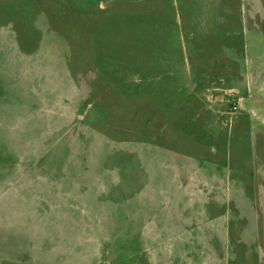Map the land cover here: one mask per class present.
Segmentation results:
<instances>
[{"label":"rangeland","instance_id":"rangeland-1","mask_svg":"<svg viewBox=\"0 0 264 264\" xmlns=\"http://www.w3.org/2000/svg\"><path fill=\"white\" fill-rule=\"evenodd\" d=\"M230 1L0 0V264H264V22Z\"/></svg>","mask_w":264,"mask_h":264},{"label":"crops","instance_id":"crops-1","mask_svg":"<svg viewBox=\"0 0 264 264\" xmlns=\"http://www.w3.org/2000/svg\"><path fill=\"white\" fill-rule=\"evenodd\" d=\"M243 2H245V3H243ZM229 4L233 7V13H235V15H233V16H235V17H233L234 18L233 22L239 24V27H234V29L236 30L237 33H238V30L240 28L244 29V28H246V26H248L250 28L254 27L257 30L259 29L260 31H262L263 26L262 27L260 25L254 26L253 24L254 23L256 24L258 22H264V18H258L257 20H255L257 17H260V15L255 13V11L253 9L254 5L251 4L250 0H231ZM225 5H228V1L225 2ZM258 5H259V3H256L257 11H259V13H260V11H262L260 7H262L263 5L262 6H258ZM231 6H229V7H231ZM227 7L228 6H225V9ZM238 12L239 13L241 12V14H239ZM236 13H237V15H236ZM243 13H244V17H246L245 14L248 13L246 18H244L242 16ZM238 14H239V16H238ZM239 18H241L243 20L241 21ZM229 20L231 21L232 19L226 18L225 23H229ZM244 22H245L244 27H241L240 25L243 24ZM231 56L232 55H231L230 50H228V51L227 50H222V51L220 50V52L216 54V57L214 60L216 62L215 64L213 63L212 65L210 64L209 66H206L204 63L195 65L194 69L196 72V78H197L198 83L204 84V86H205L204 88L207 89L209 84H214L216 82H219L221 79H223V77H218L216 75V73L220 72V70H226V71L228 69L232 70V68H235L237 66V64H234V59H232ZM260 61H261V59L259 58V56H256L254 62L256 63L255 65H257V66L255 68V65H254V69L259 68V64H261ZM228 66H230V67H228Z\"/></svg>","mask_w":264,"mask_h":264},{"label":"built area","instance_id":"built-area-1","mask_svg":"<svg viewBox=\"0 0 264 264\" xmlns=\"http://www.w3.org/2000/svg\"><path fill=\"white\" fill-rule=\"evenodd\" d=\"M239 99V98H238ZM231 108L234 110V109H236V103L233 101L232 102V106H231Z\"/></svg>","mask_w":264,"mask_h":264}]
</instances>
